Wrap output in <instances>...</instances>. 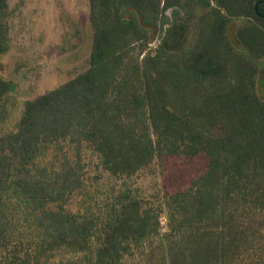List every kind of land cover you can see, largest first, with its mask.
Returning <instances> with one entry per match:
<instances>
[{
    "label": "trees",
    "instance_id": "trees-1",
    "mask_svg": "<svg viewBox=\"0 0 264 264\" xmlns=\"http://www.w3.org/2000/svg\"><path fill=\"white\" fill-rule=\"evenodd\" d=\"M89 5V67L0 133V264L65 252L68 264H264V0ZM8 9L0 0V55ZM237 19L247 55L229 35ZM15 89L0 77V104ZM85 154L110 193L88 190ZM171 157L207 161L190 185L151 199L125 184Z\"/></svg>",
    "mask_w": 264,
    "mask_h": 264
},
{
    "label": "rangeland",
    "instance_id": "rangeland-1",
    "mask_svg": "<svg viewBox=\"0 0 264 264\" xmlns=\"http://www.w3.org/2000/svg\"><path fill=\"white\" fill-rule=\"evenodd\" d=\"M89 14V0H9L5 19L10 41L8 51L0 55V77L14 82L16 89L0 104V133L15 127L26 101L39 98L89 67L93 42ZM170 23L171 13L168 12L162 21L163 34ZM246 23L245 19H237L229 28L232 41L242 52L235 32ZM196 36L197 29H194L190 43H194ZM257 64L260 68L257 88L264 99V59L258 60ZM92 157L85 154L88 190L97 195L95 188L99 185L104 194L110 193L111 188L104 183V173L98 168L99 161L96 156ZM206 161L204 157H171L126 180L125 184L134 194L151 199L154 194H165L190 185L191 180L205 169ZM96 177L99 178L97 183ZM12 214L15 217V213ZM22 220L24 216L20 213V218L14 221L17 234L24 230ZM73 260L74 255L65 252L54 255L46 264H68Z\"/></svg>",
    "mask_w": 264,
    "mask_h": 264
}]
</instances>
